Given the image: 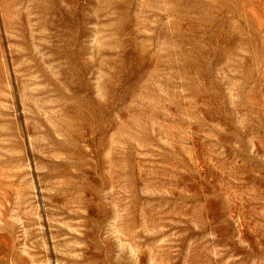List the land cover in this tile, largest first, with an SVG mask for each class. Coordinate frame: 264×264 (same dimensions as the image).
<instances>
[{
	"label": "rangeland",
	"instance_id": "obj_1",
	"mask_svg": "<svg viewBox=\"0 0 264 264\" xmlns=\"http://www.w3.org/2000/svg\"><path fill=\"white\" fill-rule=\"evenodd\" d=\"M0 264H264V0H0Z\"/></svg>",
	"mask_w": 264,
	"mask_h": 264
}]
</instances>
